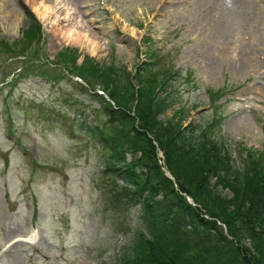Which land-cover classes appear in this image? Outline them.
<instances>
[{
  "label": "rangeland",
  "instance_id": "obj_1",
  "mask_svg": "<svg viewBox=\"0 0 264 264\" xmlns=\"http://www.w3.org/2000/svg\"><path fill=\"white\" fill-rule=\"evenodd\" d=\"M69 1L65 17L79 16L104 42L97 57L76 40L64 43L39 20L43 45L37 52L35 38L22 33L30 19L24 0H0V264H122V250L140 228L139 207L103 208L100 179L106 187L121 182L102 174L106 152L79 127L83 120L104 121L98 101L72 84L66 71L58 82L43 78L60 71L50 70L49 61L61 46L76 47V64L81 55L114 61L129 76L144 61L159 71H178L172 79L177 101L161 117L185 109L184 124L205 126L236 164L245 150L259 153L264 163V0H241L247 15L237 0ZM222 1L229 2L228 11L220 9ZM61 17L56 22L63 28ZM219 19L226 26L221 34L215 33ZM19 58L26 60L27 75L5 83L15 76ZM72 125L71 138L64 131ZM156 155L165 171L162 154ZM29 233L36 235L33 246L12 241Z\"/></svg>",
  "mask_w": 264,
  "mask_h": 264
},
{
  "label": "trees",
  "instance_id": "obj_2",
  "mask_svg": "<svg viewBox=\"0 0 264 264\" xmlns=\"http://www.w3.org/2000/svg\"><path fill=\"white\" fill-rule=\"evenodd\" d=\"M29 17L24 35L37 41L38 24ZM55 56L66 65L77 54L68 47ZM76 68L124 103L114 102L119 109L104 106L112 135L92 128L109 152L105 170L121 181L116 190L110 187L115 202L140 207L141 230L123 251L122 264H264V164L258 155L246 150L236 164L224 144L203 131L197 134V125L183 126L178 111L161 118L173 103L163 80L148 86L143 73H137L130 82L124 68L91 58ZM157 150L175 188L157 162ZM223 189L230 195L221 194Z\"/></svg>",
  "mask_w": 264,
  "mask_h": 264
},
{
  "label": "bare ground",
  "instance_id": "obj_3",
  "mask_svg": "<svg viewBox=\"0 0 264 264\" xmlns=\"http://www.w3.org/2000/svg\"><path fill=\"white\" fill-rule=\"evenodd\" d=\"M23 1V0H22ZM71 1V0H70ZM69 1V2H70ZM216 1V0H215ZM236 1V0H235ZM239 0H237L238 2ZM24 2L26 3V5H28L31 9V11L34 13V15L38 18L39 21H41V23L50 30V32H52L54 35L56 34L57 37L60 38L61 41H63L64 43H71L74 44L73 41H77V47L78 48H82L83 46L87 48L86 53H88L89 55H94V56H98L99 52L101 51L102 48V44L98 37L96 36V34H94L93 32H91L89 29L87 28L82 21L78 18L79 16H76L73 18V21L71 20V18H66V14L69 13V9L65 10L64 7H66V4L68 2H66V0H24ZM72 2V1H71ZM77 2V1H76ZM82 2V1H81ZM219 2V1H217ZM224 6L221 5L220 9L222 8V12L228 11L230 8V5H228L229 2H227V4L224 3V1H222ZM231 2V1H230ZM62 3V5H60ZM80 3V2H79ZM92 3V2H91ZM232 3V2H231ZM235 3V2H233ZM10 4V3H9ZM22 4V3H21ZM236 5V4H235ZM244 5V4H243ZM28 7V8H29ZM61 7V9L63 11L59 12V8ZM77 7V6H76ZM234 8V7H233ZM232 10V8H231ZM234 10V9H233ZM240 10V9H239ZM238 10V11H239ZM246 11H248V8L245 7L241 9V13H245ZM221 12V11H220ZM240 12V11H239ZM223 14V13H222ZM235 14V12H234ZM59 15H62L61 18H64L66 23L63 24V28L59 27L56 20H58ZM84 15V14H83ZM231 15V14H230ZM251 15V14H250ZM15 16H18V13L15 12ZM223 16V15H222ZM229 16V15H228ZM238 18L241 15H237ZM12 17V15H11ZM69 17V16H68ZM81 17V16H80ZM225 17V16H224ZM236 17V16H235ZM245 17V16H243ZM76 18L78 19L76 21ZM235 19V18H233ZM237 19V18H236ZM90 20V19H88ZM92 20V19H91ZM222 20V19H221ZM239 20V19H238ZM238 20H235L238 21ZM242 20V19H240ZM246 20V19H244ZM243 20V21H244ZM60 21V20H59ZM68 21V22H67ZM79 21V22H78ZM220 21V19H219ZM218 21V30L215 32H220V34L223 32H225L224 30H226V26L220 21ZM224 21V20H222ZM226 21V19H225ZM229 21V20H228ZM61 22V21H60ZM88 22V21H87ZM234 22V21H233ZM79 23V24H78ZM89 23V22H88ZM228 23V22H227ZM230 23V22H229ZM245 23V22H244ZM61 24V23H60ZM226 24V22H225ZM238 24V23H237ZM236 24V25H237ZM241 24V23H240ZM227 25V24H226ZM231 24H229L230 26ZM235 25V24H234ZM233 25V26H234ZM236 25L234 27H236ZM242 25V24H241ZM244 25V24H243ZM228 26V27H229ZM124 29L126 28V25L123 24ZM241 27V26H240ZM240 27L238 28V30L240 29ZM220 29V30H219ZM232 29V26H231ZM229 30V28H228ZM131 32L134 33L133 29H131ZM230 32V31H228ZM225 35H228L226 33H224ZM223 34V35H224ZM222 35V36H223ZM224 35V36H225ZM221 36V35H220ZM83 47V48H84Z\"/></svg>",
  "mask_w": 264,
  "mask_h": 264
}]
</instances>
